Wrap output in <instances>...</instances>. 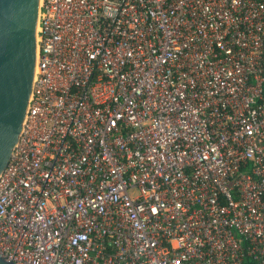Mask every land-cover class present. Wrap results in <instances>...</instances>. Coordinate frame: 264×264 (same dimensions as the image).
I'll return each instance as SVG.
<instances>
[{"label": "built area", "instance_id": "2783aa9c", "mask_svg": "<svg viewBox=\"0 0 264 264\" xmlns=\"http://www.w3.org/2000/svg\"><path fill=\"white\" fill-rule=\"evenodd\" d=\"M29 103L2 258L264 264V0H41Z\"/></svg>", "mask_w": 264, "mask_h": 264}, {"label": "water", "instance_id": "95a60500", "mask_svg": "<svg viewBox=\"0 0 264 264\" xmlns=\"http://www.w3.org/2000/svg\"><path fill=\"white\" fill-rule=\"evenodd\" d=\"M40 8L41 0H0V176L19 142L30 105ZM0 264L15 263L0 256Z\"/></svg>", "mask_w": 264, "mask_h": 264}]
</instances>
